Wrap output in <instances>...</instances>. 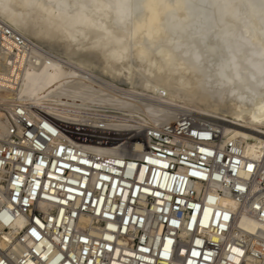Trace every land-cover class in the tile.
Masks as SVG:
<instances>
[{"label":"built area","instance_id":"1","mask_svg":"<svg viewBox=\"0 0 264 264\" xmlns=\"http://www.w3.org/2000/svg\"><path fill=\"white\" fill-rule=\"evenodd\" d=\"M0 111V264H264V230L239 227L264 224V134L248 155L188 114L125 136Z\"/></svg>","mask_w":264,"mask_h":264},{"label":"bare ground","instance_id":"2","mask_svg":"<svg viewBox=\"0 0 264 264\" xmlns=\"http://www.w3.org/2000/svg\"><path fill=\"white\" fill-rule=\"evenodd\" d=\"M0 29L9 109L22 102L125 136L188 114L248 155L263 143L264 0H0ZM239 227L264 230L246 216Z\"/></svg>","mask_w":264,"mask_h":264},{"label":"rangeland","instance_id":"3","mask_svg":"<svg viewBox=\"0 0 264 264\" xmlns=\"http://www.w3.org/2000/svg\"><path fill=\"white\" fill-rule=\"evenodd\" d=\"M219 4H220V2H219ZM213 10V9H212ZM218 15V14H217ZM212 16V15H211ZM219 16V15H218ZM34 39V38H33ZM116 85L117 86H122V84H121V82L119 81V80H116Z\"/></svg>","mask_w":264,"mask_h":264},{"label":"snow or ice","instance_id":"4","mask_svg":"<svg viewBox=\"0 0 264 264\" xmlns=\"http://www.w3.org/2000/svg\"><path fill=\"white\" fill-rule=\"evenodd\" d=\"M249 170H251V169L249 168ZM225 219H227V217H225Z\"/></svg>","mask_w":264,"mask_h":264}]
</instances>
